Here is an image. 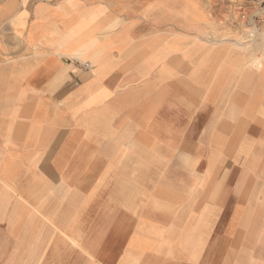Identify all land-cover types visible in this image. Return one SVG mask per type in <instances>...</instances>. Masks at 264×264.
Listing matches in <instances>:
<instances>
[{"label":"crops","instance_id":"crops-1","mask_svg":"<svg viewBox=\"0 0 264 264\" xmlns=\"http://www.w3.org/2000/svg\"><path fill=\"white\" fill-rule=\"evenodd\" d=\"M181 5L201 12L193 0H0L1 262L264 264L226 233L243 231V201L226 207L232 187L243 196V166L258 180L264 166V65L222 63L230 47L180 29ZM153 14L172 16L167 36L152 40ZM171 55L190 71L178 149L193 176L165 174L138 143L151 86L135 74L163 79ZM79 66L89 77H72Z\"/></svg>","mask_w":264,"mask_h":264},{"label":"rangeland","instance_id":"rangeland-1","mask_svg":"<svg viewBox=\"0 0 264 264\" xmlns=\"http://www.w3.org/2000/svg\"><path fill=\"white\" fill-rule=\"evenodd\" d=\"M201 12L197 16H192L185 6H179L175 8L172 15L173 18L179 20L174 21L179 24L180 29H184L187 32H195V35L201 41L200 46L207 45L208 47L215 46H228V51L224 61H228L230 58L237 59L239 66L247 70H257L264 65V32L259 35V38L254 41H249L246 38V33L249 31L241 22L237 9L239 5L243 3V11H249L248 6H253L252 12L257 10H264V0H193ZM172 16L166 18H159L156 14L152 16V32L151 38L154 40L158 37L167 36L169 29L174 27L173 22L170 21ZM243 25V27H242ZM246 25V26H245ZM197 44V41L195 40ZM192 44V40L190 41ZM199 45V44H198ZM155 44L152 45V50H155ZM236 50V51H235ZM238 52V53H237ZM242 54L249 60L240 58ZM169 62H172L171 70L168 75L160 79L158 75L159 70H152L148 73V76H142V71H137L136 74L133 71L121 70L114 72L119 74V77H128L131 74H135V78L139 85L144 83L150 84L151 102L146 104L147 117L146 119L139 118L137 122V129L142 133L138 137V143H146L150 145L152 152V163L155 165H164V173L174 174L177 170L184 172L189 176H193L192 167L187 157L182 155L181 144L183 142V135L180 133L181 127L185 125L187 119L181 117V113L178 109L177 97L179 95H186L183 92L187 90L186 86H182L181 76L190 72L188 66L183 65V68L178 70L175 63L179 61L178 57L171 55ZM241 64V65H240ZM73 66V64H72ZM75 66V65H74ZM182 67V65H181ZM73 75L77 76V73L89 77L91 72L86 66H79L73 70ZM162 80V81H161ZM143 105V103H142ZM145 134V135H143ZM193 136L192 133L184 136L188 138ZM247 137V135H246ZM185 142V141H184ZM186 160V161H185ZM158 169L157 166H152V172L155 173ZM255 167L243 166V196L240 198L238 190L232 187V193L230 196H237V199L228 197L226 207L231 206L232 202L238 204L243 201V231L226 232L230 234L234 239L238 241L235 244L234 249L243 255H262L264 254V227L260 223V202L261 195L259 190L264 189V166L260 168L261 178L258 180L256 177ZM250 176V178H249ZM186 177V176H185ZM219 190V189H217ZM221 196L225 195V192L217 191V194ZM221 198H217L216 204L220 205L223 201ZM232 200V201H231ZM224 231L217 230L215 232V239L222 238ZM241 239V241H239ZM241 244V245H239ZM3 249L0 247V250ZM218 250L219 248L216 247ZM0 264H35L30 262H16V261H4Z\"/></svg>","mask_w":264,"mask_h":264},{"label":"built area","instance_id":"built-area-1","mask_svg":"<svg viewBox=\"0 0 264 264\" xmlns=\"http://www.w3.org/2000/svg\"><path fill=\"white\" fill-rule=\"evenodd\" d=\"M249 11H243V3L239 5L237 12L239 13V18L241 22L245 21L247 24L246 28L249 30L246 33V38L249 41H254L259 38V35L264 32V10H257L252 12L253 6H248ZM243 27V25H242Z\"/></svg>","mask_w":264,"mask_h":264}]
</instances>
